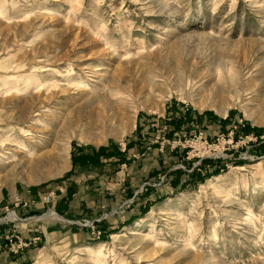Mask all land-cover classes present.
Segmentation results:
<instances>
[{
  "label": "rangeland",
  "instance_id": "obj_1",
  "mask_svg": "<svg viewBox=\"0 0 264 264\" xmlns=\"http://www.w3.org/2000/svg\"><path fill=\"white\" fill-rule=\"evenodd\" d=\"M1 252L264 264V0H0Z\"/></svg>",
  "mask_w": 264,
  "mask_h": 264
},
{
  "label": "crops",
  "instance_id": "obj_2",
  "mask_svg": "<svg viewBox=\"0 0 264 264\" xmlns=\"http://www.w3.org/2000/svg\"><path fill=\"white\" fill-rule=\"evenodd\" d=\"M27 200V199H26ZM28 200H30V199H28ZM28 200H27V202H28ZM29 202H31V201H29ZM28 202V203H29ZM28 208L29 207H32V202L31 203H29L28 205ZM23 208V207H22ZM25 208V207H24ZM23 208V209H24ZM23 213H25L26 211H22ZM28 212V211H27ZM13 228H14V230L15 231H19L20 233H22V236L24 235L23 234V232H26V233H28L29 231L31 232L32 230H33V228H32V223H31V221L28 219V217H26V218H24V219H22V221H19V222H17V223H15V224H13V225H11ZM5 253H0V259L3 257V255H4Z\"/></svg>",
  "mask_w": 264,
  "mask_h": 264
},
{
  "label": "bare ground",
  "instance_id": "obj_3",
  "mask_svg": "<svg viewBox=\"0 0 264 264\" xmlns=\"http://www.w3.org/2000/svg\"><path fill=\"white\" fill-rule=\"evenodd\" d=\"M43 13H45V12H43ZM34 80H36V87H39L40 89H44L43 87H41L43 84H42V82L41 81H39L40 79H38V78H33ZM32 79V80H33ZM32 80H30V81H32ZM32 84V82H30V84H29V86ZM33 85H35V84H33ZM35 88V87H34ZM37 90H39V89H37ZM13 215V214H12ZM11 215V216H12ZM13 217H16L15 215H13ZM55 217H59L58 215H55ZM14 219V218H13Z\"/></svg>",
  "mask_w": 264,
  "mask_h": 264
},
{
  "label": "trees",
  "instance_id": "obj_4",
  "mask_svg": "<svg viewBox=\"0 0 264 264\" xmlns=\"http://www.w3.org/2000/svg\"><path fill=\"white\" fill-rule=\"evenodd\" d=\"M173 123H174V122H173ZM174 125H177L176 127L178 128V123H177V124L175 123ZM100 150H103V148H101ZM100 153H101V152H99V151L97 152V154H100ZM207 163H211L210 160H209ZM203 166H204V165H203ZM218 168H219V167H218ZM218 172H219V169L215 168V169L212 171V173H208V174L210 175V174H215V173H218ZM198 174H199V173H195L194 175H198Z\"/></svg>",
  "mask_w": 264,
  "mask_h": 264
},
{
  "label": "built area",
  "instance_id": "obj_5",
  "mask_svg": "<svg viewBox=\"0 0 264 264\" xmlns=\"http://www.w3.org/2000/svg\"><path fill=\"white\" fill-rule=\"evenodd\" d=\"M49 200H50V196L47 195V196L45 197V201H49Z\"/></svg>",
  "mask_w": 264,
  "mask_h": 264
}]
</instances>
